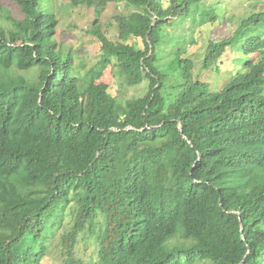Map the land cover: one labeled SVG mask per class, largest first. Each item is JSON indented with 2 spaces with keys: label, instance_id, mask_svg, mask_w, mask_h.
Returning <instances> with one entry per match:
<instances>
[{
  "label": "trees",
  "instance_id": "trees-1",
  "mask_svg": "<svg viewBox=\"0 0 264 264\" xmlns=\"http://www.w3.org/2000/svg\"><path fill=\"white\" fill-rule=\"evenodd\" d=\"M8 1L19 11L0 22V264H41L64 222L61 264H83L87 233L96 264H264V6L204 38L198 70L222 75L238 55L212 88L166 28L196 8L219 27L215 0L208 12L205 0H124L120 40L91 28L88 70L59 47L50 0ZM112 1L70 2L98 15ZM107 64L144 93L117 99L98 81Z\"/></svg>",
  "mask_w": 264,
  "mask_h": 264
},
{
  "label": "rangeland",
  "instance_id": "rangeland-1",
  "mask_svg": "<svg viewBox=\"0 0 264 264\" xmlns=\"http://www.w3.org/2000/svg\"><path fill=\"white\" fill-rule=\"evenodd\" d=\"M71 0H50L52 9L55 12L58 20L55 29V38L60 48L68 49L72 48L75 51L76 56L74 59V66L77 69L85 70L90 69L98 64L100 59L99 43L90 34L91 28L95 25L99 26V29L106 35V37L112 41L120 40L118 36V26L114 19L115 15L122 14L127 15L133 7L127 4L124 0H117L108 2L103 7L100 14L95 15L94 7H88L83 4H71ZM213 0H205L201 8L204 12H208L210 9L209 3ZM170 0H163V6L166 7ZM216 3H212V7H224L225 11L218 13L217 16L221 17L223 24L219 27L213 25L215 20L201 24L202 15L198 8L194 9L190 15H186L184 18L176 21V23L168 26L166 30L171 35L170 43L172 46L178 44V46L186 45L187 54H193L195 61V75L197 72L201 75V79L212 88H218L222 85L227 77V72L232 70L235 64V59L238 57L237 53L232 50L234 54L233 58L228 57L226 64L222 66V75L216 74L212 69L198 70L201 59L203 57V49L205 47V37H224L230 34L236 21H239L241 17H245L250 13L253 7L263 5L264 0H215ZM19 11L16 4L8 0H0V22L4 27H11L12 20L10 16H15ZM221 14L224 15L222 18ZM230 18V19H229ZM214 29V30H212ZM185 43L183 44L184 41ZM192 40H196L193 42ZM128 43L143 48L144 41L140 37H130L127 40ZM189 45L187 46V43ZM164 50L169 51V46H164ZM99 68V64H98ZM97 68V69H98ZM82 72V71H81ZM98 81L105 82L109 85V90L117 99L125 101L129 98L139 96L144 93L146 87V81L142 84L131 86L120 78L116 72V68L111 64L105 65L103 71L101 70V76ZM70 224L64 222L61 227L56 229L53 237L48 244V252L43 258L41 264H61L65 257V249L62 250V234L68 230ZM78 242L75 247V256L80 258L83 264H96V252L95 244L92 237L87 233L82 238V234L78 236ZM202 264V263H201ZM203 264H210L206 261Z\"/></svg>",
  "mask_w": 264,
  "mask_h": 264
}]
</instances>
